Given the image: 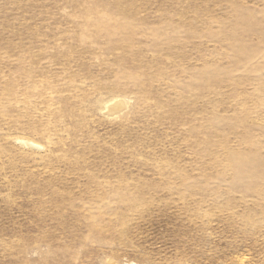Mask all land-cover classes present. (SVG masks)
Returning <instances> with one entry per match:
<instances>
[{
	"label": "rangeland",
	"instance_id": "rangeland-1",
	"mask_svg": "<svg viewBox=\"0 0 264 264\" xmlns=\"http://www.w3.org/2000/svg\"><path fill=\"white\" fill-rule=\"evenodd\" d=\"M0 264H264V0H0Z\"/></svg>",
	"mask_w": 264,
	"mask_h": 264
}]
</instances>
